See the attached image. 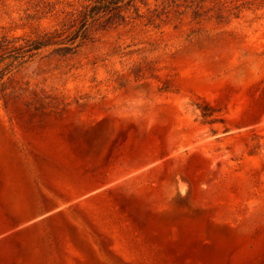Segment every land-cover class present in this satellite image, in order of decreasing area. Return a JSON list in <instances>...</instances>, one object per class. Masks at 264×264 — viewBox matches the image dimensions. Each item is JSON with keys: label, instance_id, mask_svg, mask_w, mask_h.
Instances as JSON below:
<instances>
[{"label": "rangeland", "instance_id": "1", "mask_svg": "<svg viewBox=\"0 0 264 264\" xmlns=\"http://www.w3.org/2000/svg\"><path fill=\"white\" fill-rule=\"evenodd\" d=\"M89 1L0 0V40ZM188 5L5 77L0 264H264V0Z\"/></svg>", "mask_w": 264, "mask_h": 264}, {"label": "trees", "instance_id": "2", "mask_svg": "<svg viewBox=\"0 0 264 264\" xmlns=\"http://www.w3.org/2000/svg\"><path fill=\"white\" fill-rule=\"evenodd\" d=\"M159 1L90 0L82 9L68 13L60 28L43 30L33 36L0 40V92L6 90L4 79L8 74L23 68L47 51L50 56H73L86 42L93 41L96 34L126 27L145 18L148 25L158 27L164 21L163 16L167 17L169 7L188 3V7L196 6L194 13L197 14L209 0H161L164 6L161 10ZM211 1H218L226 7L232 5L231 15L238 17L243 9L253 6L257 0ZM2 65L5 67L1 68ZM209 114L208 110H203L204 117H209Z\"/></svg>", "mask_w": 264, "mask_h": 264}]
</instances>
